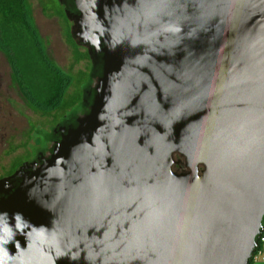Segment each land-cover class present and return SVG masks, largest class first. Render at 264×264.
Segmentation results:
<instances>
[{
  "label": "water",
  "instance_id": "1",
  "mask_svg": "<svg viewBox=\"0 0 264 264\" xmlns=\"http://www.w3.org/2000/svg\"><path fill=\"white\" fill-rule=\"evenodd\" d=\"M72 1L100 71L49 154L0 178V264H248L264 0Z\"/></svg>",
  "mask_w": 264,
  "mask_h": 264
},
{
  "label": "flooded vegetation",
  "instance_id": "2",
  "mask_svg": "<svg viewBox=\"0 0 264 264\" xmlns=\"http://www.w3.org/2000/svg\"><path fill=\"white\" fill-rule=\"evenodd\" d=\"M46 0H26L28 6V12L30 16V20L32 25L35 28L36 34L44 46V51L46 56L56 64L60 70L69 73V75L73 76V79L68 86L66 93L72 94L73 91L78 90V100L74 102L72 106L69 108H65L64 110L60 111H51L47 115H42L39 111L30 107V105L26 102V99L23 93L20 91L19 83L17 80V74L12 68L9 63V59L5 53V51L0 48V112L2 113L0 117L6 113V105H10L14 108L11 104L14 103V99L19 100L22 105L28 107L33 113L39 116H46L48 117L47 122L52 120V117L55 115L59 118L57 121L53 122L49 126L47 130L41 129V123L38 121L37 123L27 120V126L23 130H21L20 134L12 135V138H17V142H13L12 140H8L5 143V146H0V152L8 156L6 162L0 164V178L6 177L10 175L15 169H17L23 163H28L30 161L38 162L41 157H46L52 145L58 140L60 130L59 128H67L74 124V120L76 117L84 114L91 101L92 97V87L93 84L98 76L93 69L95 66L99 67V62L96 61L93 66L89 65V68H86L87 63L84 61L83 68L81 70L76 71L77 76L72 74L71 68H63L62 66L58 65L56 61L52 58L51 54L48 50L49 42L53 40V38H58L65 44H68L72 49V59H73V51L75 50L71 43L68 41V38L71 39L69 35V27L71 22L66 18L65 11L68 13H75L76 10L74 8V4L72 0H51V5L47 6L44 4ZM35 2L38 6L39 12L45 18L52 19L54 22L58 24V28H54V35L52 36L49 33L42 34L40 29L36 23V19L34 16L33 6L32 3ZM57 34V35H56ZM72 40V39H71ZM54 41V40H53ZM73 41V40H72ZM74 43V42H73ZM75 44V43H74ZM76 45V44H75ZM76 51L83 52L85 48L80 45H76ZM89 60V59H88ZM80 61V60H79ZM78 62V61H77ZM90 63V61H89ZM5 67V68H3ZM81 71V74L79 73ZM81 79V80H80ZM75 86V87H74ZM5 108V110H4ZM17 113L21 116L22 112H19V109H15ZM53 121V120H52ZM31 123V125H29ZM43 125V124H42ZM34 135L38 137L39 144L37 143H30V136ZM19 136V139H18ZM22 138L21 141H19Z\"/></svg>",
  "mask_w": 264,
  "mask_h": 264
},
{
  "label": "trees",
  "instance_id": "3",
  "mask_svg": "<svg viewBox=\"0 0 264 264\" xmlns=\"http://www.w3.org/2000/svg\"><path fill=\"white\" fill-rule=\"evenodd\" d=\"M68 41L75 49L73 62L84 60L86 68H89L86 52L76 51L73 41L70 38ZM0 48L5 51L14 68L20 91L30 107L47 115L54 110L69 108L78 100V90L72 94L66 93L73 76L60 70L46 56L30 20L26 0H0ZM93 69L97 74L100 71L98 66ZM261 223L263 226L264 217Z\"/></svg>",
  "mask_w": 264,
  "mask_h": 264
},
{
  "label": "rangeland",
  "instance_id": "4",
  "mask_svg": "<svg viewBox=\"0 0 264 264\" xmlns=\"http://www.w3.org/2000/svg\"><path fill=\"white\" fill-rule=\"evenodd\" d=\"M33 0H30L32 2ZM51 0H46L44 4L47 6L51 5ZM34 16L36 19V23L40 29V32L42 34H47L50 32V34L54 35V28H58V24L56 21L54 22L52 19L45 18V16H42L39 12L38 6L35 2L32 3ZM57 35V34H56ZM54 40V41H53ZM51 42H49L48 50L51 54L52 58L56 61V63L63 68H71L72 74L74 76H77L76 71L81 70L84 65V61L80 60L76 63L73 62L72 59V52L71 48L68 44L63 43L62 39L60 40L58 38H53ZM5 68V67H3ZM79 77V75L77 76ZM81 78V77H79ZM81 80V79H80ZM75 87V86H74ZM14 103L11 104L14 108H12L10 105H6V113L2 117H0V146L4 145L8 140H12L13 142H17V138H12V135L14 134H20L21 130L26 128L27 126V120L37 123L38 121L41 123V129L47 130L53 122L57 121L59 118L55 115L52 117V120L50 122H47L48 117L46 116H39L35 113H33L28 107L25 105H22L19 100L14 99ZM4 108V110H5ZM15 109H19V112L21 111V116L17 113ZM2 113L0 112V115ZM43 124V125H42ZM31 125V123L29 124ZM19 139V136H18ZM22 138L19 140L21 141ZM37 143L39 144V140L37 136L31 135L30 136V143ZM8 156H5V154L0 152V164H3L6 162ZM260 253L256 254V257L259 258ZM255 264V261L251 262L250 264Z\"/></svg>",
  "mask_w": 264,
  "mask_h": 264
},
{
  "label": "built area",
  "instance_id": "5",
  "mask_svg": "<svg viewBox=\"0 0 264 264\" xmlns=\"http://www.w3.org/2000/svg\"><path fill=\"white\" fill-rule=\"evenodd\" d=\"M256 243H257V245L258 244L259 245L260 244H264V225L259 228V231H258V233L256 235ZM257 253H258V250L255 247L254 250L252 251V253L249 256V260H253V261L256 260V254ZM263 259L264 258L261 257V260H263Z\"/></svg>",
  "mask_w": 264,
  "mask_h": 264
},
{
  "label": "crops",
  "instance_id": "6",
  "mask_svg": "<svg viewBox=\"0 0 264 264\" xmlns=\"http://www.w3.org/2000/svg\"><path fill=\"white\" fill-rule=\"evenodd\" d=\"M257 250H258V254L260 253V255H259V258L256 257V260H254L255 264H264V259L261 260V257L264 258V244H260L258 246ZM251 262H253V260H250V262L248 264H250Z\"/></svg>",
  "mask_w": 264,
  "mask_h": 264
}]
</instances>
